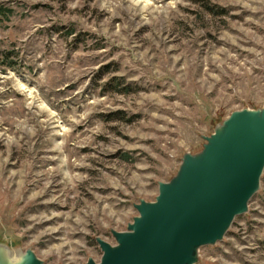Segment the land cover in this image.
Instances as JSON below:
<instances>
[{
  "label": "rangeland",
  "instance_id": "374dc122",
  "mask_svg": "<svg viewBox=\"0 0 264 264\" xmlns=\"http://www.w3.org/2000/svg\"><path fill=\"white\" fill-rule=\"evenodd\" d=\"M0 244L85 264L183 154L264 106V0H0ZM196 264H264V171Z\"/></svg>",
  "mask_w": 264,
  "mask_h": 264
},
{
  "label": "water",
  "instance_id": "95a60500",
  "mask_svg": "<svg viewBox=\"0 0 264 264\" xmlns=\"http://www.w3.org/2000/svg\"><path fill=\"white\" fill-rule=\"evenodd\" d=\"M196 154H183L176 174L158 182L153 201L133 204L126 230L100 237L99 261L85 264H196L201 247L222 241L248 211L264 171V106L232 111ZM0 264H43L28 248L15 257L0 245Z\"/></svg>",
  "mask_w": 264,
  "mask_h": 264
},
{
  "label": "bare ground",
  "instance_id": "6f19581e",
  "mask_svg": "<svg viewBox=\"0 0 264 264\" xmlns=\"http://www.w3.org/2000/svg\"><path fill=\"white\" fill-rule=\"evenodd\" d=\"M1 246L4 247L6 254H8L10 257H15L16 255H19L22 251L16 247L13 244H0Z\"/></svg>",
  "mask_w": 264,
  "mask_h": 264
},
{
  "label": "trees",
  "instance_id": "16d2710c",
  "mask_svg": "<svg viewBox=\"0 0 264 264\" xmlns=\"http://www.w3.org/2000/svg\"><path fill=\"white\" fill-rule=\"evenodd\" d=\"M2 64V61H1V59H0V65Z\"/></svg>",
  "mask_w": 264,
  "mask_h": 264
}]
</instances>
